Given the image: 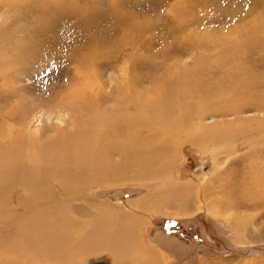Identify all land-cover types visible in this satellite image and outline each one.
Segmentation results:
<instances>
[{
  "label": "rangeland",
  "instance_id": "1",
  "mask_svg": "<svg viewBox=\"0 0 264 264\" xmlns=\"http://www.w3.org/2000/svg\"><path fill=\"white\" fill-rule=\"evenodd\" d=\"M258 7L264 10V0H0V72L5 75L4 63L18 55L14 50H32L39 56L10 64L12 88L6 89V75L0 74V150H6V129L13 123L6 118L7 110H16L23 97L25 101L33 98L36 103L51 104L54 99L51 102L48 96L59 89L83 84L71 79L79 61L87 63L98 57L94 60L99 82L107 91L114 88V94L115 78L120 79L123 65L131 66L130 77L139 93L157 90L161 79L175 78L182 69H196L191 77L197 82L195 77L204 79L215 58L223 55V46L218 45L239 38L262 40L264 33L258 32L256 17V21L248 22L253 27L245 34L231 32L238 19L254 15ZM188 102L195 104L197 99ZM42 111H34L37 114L29 125L30 132L41 127L54 129L45 123L73 127V118L66 112L58 110V116L56 111L50 115ZM208 113L203 120L208 126L219 124L223 129L234 120L228 131L235 139L199 145L192 140L172 142L169 154L152 169L155 175L142 176L132 162L118 178L98 174L84 196L71 201L67 216L88 225L86 230L97 228L101 219L116 229L137 224L133 235L130 231L129 241L137 245L138 240L142 250L145 247L150 251L148 264H264V124L260 123L264 112L250 109L243 114L245 121L240 123L253 125L246 132L233 115L214 116L212 110ZM120 152L112 150V162L122 160ZM256 176L263 187L254 180ZM182 183L197 189L200 183L207 185L209 188L202 189L206 199L197 198L196 190L191 193L187 189L175 199L174 187ZM23 195L21 190L8 194L16 199ZM66 202L64 199L62 205ZM21 204L19 200L9 203L7 209L19 214L23 211ZM97 209L105 210L103 216ZM170 222L171 227H166ZM1 231L0 227V238ZM12 244L6 237V253L0 252V264H14L9 254L20 258L8 250ZM106 255L99 253L94 264L106 263ZM125 256L124 262L134 259L132 254ZM77 259L85 264L81 256Z\"/></svg>",
  "mask_w": 264,
  "mask_h": 264
},
{
  "label": "bare ground",
  "instance_id": "2",
  "mask_svg": "<svg viewBox=\"0 0 264 264\" xmlns=\"http://www.w3.org/2000/svg\"><path fill=\"white\" fill-rule=\"evenodd\" d=\"M262 14L264 10H259L258 7L254 10V15L250 14L253 16L246 15L248 17L241 21L238 19L231 32L245 34L247 29L253 27L248 22L256 21L253 19L256 17L258 32L264 33ZM247 40L239 38L225 45H218L220 48L223 46V55L215 58L204 79L201 76L200 79L195 77L197 82L191 77L196 69H182L183 73L179 72L181 74H177L175 78L158 80L162 85L157 90L139 93L133 77H130L131 66L126 68L123 65L120 68L121 82L118 76L115 78L117 87H114L117 92L114 94V88L107 91L103 83L99 82V73L96 71L98 67L94 60H98V57H95L87 63L79 61L75 66L71 79H79L83 84L59 89V94L55 92L48 96L51 102L54 99L51 104L36 103L37 100L33 98L32 101L20 98L22 101L17 102L16 110H7L6 118L13 123H9L6 129V150H0V252L6 253L8 237L13 242L8 250L20 257L16 259L7 255L8 259L15 261L14 264L34 261L38 264H79L78 256L83 258L81 261L85 264H94L98 254L106 255L105 252L109 253L106 255L109 258L104 259L106 263L103 264H148L150 251H145V247L142 250L138 240L137 245L133 240L129 241L130 231L133 235L137 224L134 228L129 225L126 228L118 226L119 229H116V226L101 219L97 228L86 230L88 225L74 222L67 216L71 201L86 193L87 186L94 183L95 176L107 174L117 177L127 171L128 163L136 165L142 176L155 172L152 169L170 151L172 142L179 144L183 140H192L199 145L206 142L219 144L221 139L225 142L235 139L231 131H228L234 120L230 121L232 123L220 124L223 129L219 124L208 126L203 121L210 110L215 112L214 116L233 115L238 122L236 124L244 132L248 131L249 126L253 125L240 123L245 121L243 114L250 109L264 112V37L262 40H253L254 42ZM15 51L18 55L4 63L6 76L3 75L4 71L0 72L6 77V89L13 87L9 80L13 75L10 76L13 62L39 57L34 56L32 50L17 49L14 53ZM39 60L42 61L43 58ZM219 74L220 78L217 77ZM191 98H196L197 102L190 104L188 100ZM111 102L113 105L108 107L107 104ZM35 110L49 112V115L56 111L58 116V110L66 112L73 118L68 119H71L73 129L45 123L49 129H54L41 127L40 130L30 132L29 125L37 114ZM261 121L264 124V120ZM189 129L191 132H187ZM48 131H55L56 134L48 135ZM143 133L146 134L144 137ZM116 136L118 137L115 139ZM119 137L122 139L118 140ZM248 139L249 137L245 140ZM119 149L122 160L119 163L116 161V164L111 161L112 150ZM261 152L264 154L263 149ZM161 169L162 167L159 171ZM254 180L261 184L259 176ZM205 186L207 185L202 186L200 183L197 189L183 183L178 184L173 190L176 194L174 198L179 199L181 192L187 189L191 193L196 190L197 198L203 200L206 197L205 191L202 192ZM20 190L23 197L16 199L8 196L9 192L14 194ZM64 199L67 202L62 205ZM18 200L23 205V211L19 214L10 212L8 204ZM96 211L98 215H102L105 210ZM129 254L134 259L124 262L125 255Z\"/></svg>",
  "mask_w": 264,
  "mask_h": 264
},
{
  "label": "snow or ice",
  "instance_id": "3",
  "mask_svg": "<svg viewBox=\"0 0 264 264\" xmlns=\"http://www.w3.org/2000/svg\"><path fill=\"white\" fill-rule=\"evenodd\" d=\"M166 227H169V228H170V227H171V222H170L169 225H167Z\"/></svg>",
  "mask_w": 264,
  "mask_h": 264
}]
</instances>
